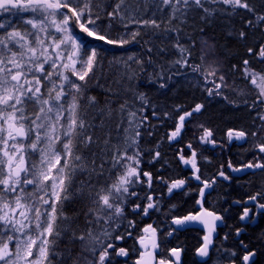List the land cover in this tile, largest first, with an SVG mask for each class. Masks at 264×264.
I'll use <instances>...</instances> for the list:
<instances>
[{
    "label": "snow or ice",
    "instance_id": "6c2138e0",
    "mask_svg": "<svg viewBox=\"0 0 264 264\" xmlns=\"http://www.w3.org/2000/svg\"><path fill=\"white\" fill-rule=\"evenodd\" d=\"M259 7H264V0H259ZM165 10L168 25L173 20L182 22L193 10H199L202 19L218 14L229 19L239 16L242 27L228 34L244 45L248 58H242L239 65L233 63L227 75L238 74L251 89V102L235 80L229 83L219 65L203 67V55L199 63L193 62L192 52L180 43L174 45L178 58L167 70L160 67L154 74L155 81L150 74L149 82L166 88L173 76L187 77L190 73L196 76L208 98L219 96L228 100L225 93L231 89L244 97V106L261 109L256 112L255 130L250 133L255 163L250 160L234 167L229 161L228 168L233 172L264 171V68L257 71L250 64V60L264 64V38L248 45L255 30L264 32V13L258 12L251 0H111L107 4L105 0H0V264L63 261L57 249L65 234L80 243V252L72 258V264H116V258L123 264H182L183 248L172 247L164 256L157 228L148 224L134 237L130 229L135 228V222L127 220L125 214L131 198L144 201L143 206H132L135 214L148 216L150 210L160 208L159 196L154 198L148 191L141 197L137 191L138 186L141 190L144 185L149 190L153 186L152 173L142 168L145 153L140 143L141 129L148 120V99L134 90L138 72H146V61L134 53L114 61L123 67V76L115 83L131 96V101L125 98L113 108L114 101L109 98L100 106L97 97L88 94L89 82L97 81V71L104 59L103 50L90 43L89 38L121 48L138 43L142 29H151L153 34L160 29L164 21H158L156 15ZM102 16L109 21L107 26H102ZM113 22L122 25L115 36L109 31ZM147 51L151 53L152 49ZM147 63H152L150 57ZM133 64L138 68L134 69ZM108 95L119 96L120 92L109 89ZM204 108L203 103L191 108L177 105L174 111L179 115L175 118L165 111L164 118L176 119L174 130L168 134L169 141L177 140L185 124ZM152 115L159 118L155 110ZM113 121L114 128H109ZM199 128L203 134L197 137L198 141L216 145L213 132L202 124ZM96 132H102L103 137L96 136ZM226 136L228 143L234 139L247 142L249 133L229 129ZM101 141V151L108 156L109 166L103 184L99 180L104 178V162L97 165V154L91 151ZM158 147L152 153V161L161 155ZM186 147L188 156L180 149L178 160L191 174L171 180L156 177L167 188L168 196L177 192L187 195L188 181L199 182L196 207L183 216H172L167 235L199 226L204 234L195 249L198 259L194 264H208L211 253L218 255L216 264H221V256L228 264H257L258 249L250 248L243 240L239 241L240 251L215 243L224 217L204 205L205 193L210 194L216 178L202 179L197 151L191 143ZM222 169L223 166L217 176L230 180ZM90 173L97 174L95 183L91 179H77L78 174ZM70 199L88 201L85 227L79 234L64 211ZM261 201L264 191L234 201L241 207L239 220L254 223L257 217H264ZM125 220L127 226L123 232L118 231ZM242 232V228H237L236 236ZM128 238L135 241V260L127 247L117 243ZM224 239H228L227 234ZM261 241L264 242V236Z\"/></svg>",
    "mask_w": 264,
    "mask_h": 264
},
{
    "label": "trees",
    "instance_id": "16d2710c",
    "mask_svg": "<svg viewBox=\"0 0 264 264\" xmlns=\"http://www.w3.org/2000/svg\"><path fill=\"white\" fill-rule=\"evenodd\" d=\"M111 0H105V4L110 3ZM256 6L258 12L264 13V7H259V0H251ZM202 13L199 10L191 11L187 17L182 19V22L173 20L171 25L167 24L168 16L167 10L164 14L157 13L156 18L158 21H164L161 23L160 29L153 34L151 29H142L141 36L138 37V43L127 45L124 48L106 45L102 42L90 40L89 42L94 44L98 49L103 50L104 59L102 61V67L97 71V81H90L88 85V94L96 96L100 101V106H103L105 99H112L114 103L112 107L115 108L123 99L127 98L131 101V96L126 94L122 89L118 87L115 81L119 80L123 76V67L114 61H118L120 57H126L129 54H136L142 57L146 62L144 67L146 72L137 74L138 84L135 87V91L144 93L148 99V106L146 107L145 115L148 120L144 127L141 129V147L145 154H148L152 160V153L157 149L159 141H164L165 136L161 134L162 128L169 130L172 120L163 117L165 111L172 114L174 117V109L177 105L182 107H190L196 102L204 100L205 97L201 93V85L197 82V78L194 74H188L185 76H173L171 80L167 81L166 88H160L158 82H149V75L151 74L152 80L155 81V73L163 67L165 70L169 68L171 62L178 58V50L174 47L176 43L189 48L192 52V61L199 63L200 57L203 55V67L204 56L208 52L209 47L212 52L215 53V57L220 61H225L227 67L230 68L233 63H239L242 58H247L245 55L246 49L244 45L237 42L233 37L229 36V31L233 29H240L242 27L239 16L229 19L223 15H216L214 18L202 19ZM244 15H247L246 13ZM109 21L102 16V26H107ZM134 27V26H133ZM122 30V25L113 22L112 28L109 29L111 34L115 36L117 32ZM247 31V29H245ZM263 32L259 29L255 30L254 35L248 40V45L253 46L261 41L263 38ZM148 48L152 51L149 53ZM163 49V51H161ZM206 51V52H205ZM151 58L152 63L148 64V58ZM220 63H218L219 65ZM132 67L137 69L138 66L133 64ZM175 71V69H173ZM167 71L165 76L167 77ZM233 77V76H232ZM119 91V96L109 97L108 91ZM139 107V103H137ZM155 110L158 116H153L152 111ZM220 108L219 105L208 106L207 111L203 114L207 123L213 127L223 128V126H231L235 122L237 123V114L229 113L227 109ZM202 117V118H203ZM175 118V117H174ZM159 121H158V120ZM172 122V123H171ZM173 125V124H172ZM115 122H110L108 127L114 128ZM161 126V127H160ZM114 135V133H113ZM96 136L103 137L102 132H96ZM103 147L102 141L99 145L93 146L91 151H94L96 155V164L99 165L104 162L105 172L104 178L99 180L100 184L104 183V179L108 176V156L104 155L101 151ZM170 162L174 166L178 165L175 158L167 155ZM166 156L163 155V164H165ZM168 164V163H167ZM156 170V169H155ZM96 172H99L97 168ZM155 173V179L157 177ZM97 174H78V180L91 179L94 183L97 181ZM131 200V199H130ZM87 199H70L64 205V211L70 219L71 225L79 231L83 230L84 225V213L87 210ZM127 220H136V216L131 212L127 214ZM127 220L124 221L123 227L127 226ZM121 226V229H122ZM180 245L187 247V261H190V252L193 249V244L186 236L179 243ZM63 257V261H54V264H72V258L76 257L80 252V243L70 238L65 234L58 242V249ZM83 264V262H81ZM259 264H264L259 262Z\"/></svg>",
    "mask_w": 264,
    "mask_h": 264
},
{
    "label": "flooded vegetation",
    "instance_id": "af4514ba",
    "mask_svg": "<svg viewBox=\"0 0 264 264\" xmlns=\"http://www.w3.org/2000/svg\"><path fill=\"white\" fill-rule=\"evenodd\" d=\"M263 38H264V32ZM248 58V57H247ZM239 65V63H236ZM250 64L257 71H260L264 68V64H261L259 61L253 62L250 60ZM222 71L225 72L226 78L231 84L233 80L236 81L241 88L245 90L246 95H248L249 102H251V89L245 85V83L239 79L238 74L232 76L227 75V63L221 61L219 64ZM190 74V73H189ZM201 93L205 99L196 103H203L205 108L200 114H196L191 118L190 123L185 124V128L182 130L180 137L177 140L169 141L168 134L174 130V124L168 125L169 130L163 129L161 134L165 136L164 141L158 142V150L161 155L155 161H152L148 154L144 155V162L142 163V168L144 171H149L153 175V186L149 190L146 185L137 187V191L140 193V196L143 197L145 192L151 191L154 198L156 196L160 197V208L159 211L150 210L148 216L142 214H135L132 211V206L135 203H140L142 206L144 201L131 198L128 201V206L125 208V214L128 218V213H132L136 216L135 228L130 229L133 232V236H138L140 234V229L144 228L148 224H152L153 227L157 228V235L160 242V246L163 249L164 256H167L168 249L172 247H181L184 249V252L181 254L182 264H194V261L198 258L195 256V249L199 246L200 237L204 234L203 231L199 230V226H189V230L177 231L174 232L172 236H168L169 225L171 223L172 216H183L187 214L188 211L194 209L195 200L197 198V189L199 187V182L195 179L188 181L186 185L189 192L187 195L183 193H175L172 196H168L167 188L156 181V175H161L165 179H175V178H184L189 176L191 173L188 167L184 166L178 160V150L183 149L184 155L188 156L187 144L191 143L193 148L197 151L198 166L200 168V174L202 179L211 180L213 177L216 178V183L212 185L210 194L208 191L205 193V207H208L210 210L214 209L218 214L223 215L224 221L217 228V236L215 238V243L218 246H222L224 249H235L240 251L239 241L243 240L244 243L248 244L250 248L258 249V258L257 264L259 262L264 263V242L261 241V237L264 236V217H257L254 223L250 222H241L238 218L241 211V207L234 203L236 200H243L248 195L255 194L259 191H264V171L255 170V172L241 171L233 172L228 168V163L231 161L234 167H239L241 164L247 163L248 161L253 160V151L252 145L253 140L250 133L254 131L253 120L256 117V112L261 109L250 110L243 105L242 100L244 97L238 96L231 89L226 91L228 100L223 99L222 97L216 96L214 98H208L206 93L201 89ZM230 101H235V103H230ZM195 103V104H196ZM219 105L220 108L228 110L229 113L237 114V123L235 122L231 126H223V128L213 127L208 124L206 119L203 117V114L207 111L208 106L210 105ZM194 105V104H193ZM183 107V108H191ZM179 113L174 111V117H178ZM203 117V118H202ZM158 120V119H157ZM159 121V120H158ZM259 123V121H256ZM204 125V127L209 128L213 132V139L216 140V145L212 144H202L198 141L197 137L202 135V129L199 128V125ZM161 127V126H160ZM244 130L249 133L247 142L244 140H233L232 143H228V138L226 136L227 130ZM264 142V141H262ZM157 150V149H156ZM163 155L166 156L165 164H163ZM167 155H170L175 158L178 165L174 166L170 162V159ZM207 159H204V158ZM264 161V157H262ZM168 163V164H167ZM223 166V171L226 175L230 176V180H225L223 177H218L217 173L221 170ZM156 169V170H155ZM264 202V201H261ZM175 205V208L172 206ZM133 221V220H132ZM126 227V226H125ZM119 229L118 231L123 232L124 228ZM195 227L197 230H191ZM242 228L243 232L239 237L236 236V229ZM228 235V239L225 240L224 236ZM189 238L191 243L194 245L192 251L190 252L191 257L190 261H187L188 249L180 245V241L184 237ZM120 246L127 247L129 249L132 260L136 259V255L133 252V245L135 243L134 239L128 238L125 241L117 242ZM138 247V245H137ZM221 264H228L227 260H224L219 257ZM218 260L217 253H211V259L208 264H216ZM116 264H123V261L119 258H116ZM128 264H132V261H129Z\"/></svg>",
    "mask_w": 264,
    "mask_h": 264
},
{
    "label": "rangeland",
    "instance_id": "374dc122",
    "mask_svg": "<svg viewBox=\"0 0 264 264\" xmlns=\"http://www.w3.org/2000/svg\"><path fill=\"white\" fill-rule=\"evenodd\" d=\"M90 40L91 38H89V41ZM215 56V53H213L212 49L209 47L208 52H206L204 56V67H207L209 65H218V63H221V61L218 60Z\"/></svg>",
    "mask_w": 264,
    "mask_h": 264
}]
</instances>
